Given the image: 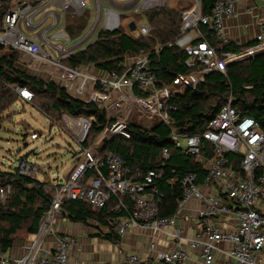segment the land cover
Masks as SVG:
<instances>
[{
    "label": "built area",
    "instance_id": "1",
    "mask_svg": "<svg viewBox=\"0 0 264 264\" xmlns=\"http://www.w3.org/2000/svg\"><path fill=\"white\" fill-rule=\"evenodd\" d=\"M251 1L217 0L212 12L203 14L201 0H178L180 24L174 40L158 43L153 52H127L120 71L93 64L72 68L65 62L103 34L121 32L136 40L154 37L148 15L172 8L171 0L13 2L0 25V47L15 56L18 69L53 82L72 100L94 106L105 120L102 130L95 132L99 122L93 115L68 111L57 118L45 115L80 147L82 156L65 179L55 180L50 208L38 232L21 244L19 253L14 247L0 251V264H81L80 257L73 256L83 248L81 237L58 228L67 217L69 202L84 203L94 213L107 210L103 218L87 221L97 238L116 236L121 244L132 230L147 234L151 257L126 255L127 264H264V132L254 118L233 106L232 95L202 132L178 134L172 129L173 147L192 158L205 175L201 180L198 173L183 174L182 198L171 216H162L166 194L159 185L165 164L142 172L107 150L116 140L130 141L133 129L151 133L162 124L172 128L177 98L212 74L226 75L231 64L264 56V27L251 45L225 50L233 44L225 21L238 19V5ZM245 13L252 9L247 7ZM85 16L87 26L72 37L68 17ZM165 46L183 52L188 69L168 83L159 81L152 70V54ZM14 91L18 102L30 104L35 97L26 87ZM170 156V149H164L163 161ZM13 173L38 180L41 169L22 160ZM167 182L169 187L174 184ZM11 192V186H0V205Z\"/></svg>",
    "mask_w": 264,
    "mask_h": 264
},
{
    "label": "trees",
    "instance_id": "2",
    "mask_svg": "<svg viewBox=\"0 0 264 264\" xmlns=\"http://www.w3.org/2000/svg\"><path fill=\"white\" fill-rule=\"evenodd\" d=\"M0 1L1 25L10 5L6 2L8 0ZM216 2L217 0H201L202 13L210 14ZM148 19L154 28V37L136 40L121 32L103 34L100 40L89 46L86 51L72 56L65 63L72 68L93 64L98 69L120 71V63L127 52H153L158 43L165 45L177 36L180 24L179 10L157 9L148 15ZM88 21V16L68 17L67 30L75 37L84 30ZM238 49L240 48L232 44L225 48L227 51ZM185 59L183 52L165 46L158 54H152V70L159 81L168 83L178 74L188 72L184 65ZM248 86L251 88H247ZM17 87L28 88L35 97L52 98L50 104L41 107L54 118L63 111L73 115H93L99 122V126H95V132L103 128L105 118L98 109L72 100L65 90L53 82L44 81L18 69L15 66V56L0 47V112L7 111L19 101L14 91ZM230 95L234 99L233 106L243 115L254 118L264 132V56L233 64L227 69L226 75L212 74L195 90H189L184 97L177 98L174 104L178 108L172 114V128L162 124L151 133L133 129L130 141L116 140L109 145L107 150L119 154L127 160L130 167L142 172L159 169L165 164L166 173L159 185L160 190L166 194L162 216H171L175 212L177 200L182 198L180 180L183 174L187 171L198 173L201 180L205 175L192 158L173 147L172 129L178 134L202 132L227 103ZM166 148L170 149L171 156L169 161L164 162L162 152ZM167 181L173 182V186L169 187ZM0 186L12 188L11 195L0 205V251L7 253L14 247L15 236L25 224L29 225V236L38 232L41 220L50 208L52 195L45 190L46 184L9 172L0 171ZM65 209L67 218L74 223L87 224L91 218H103L107 215V210L94 213L81 202H69ZM106 239L120 243L116 236H106Z\"/></svg>",
    "mask_w": 264,
    "mask_h": 264
},
{
    "label": "rangeland",
    "instance_id": "3",
    "mask_svg": "<svg viewBox=\"0 0 264 264\" xmlns=\"http://www.w3.org/2000/svg\"><path fill=\"white\" fill-rule=\"evenodd\" d=\"M16 1L6 2L11 6ZM177 1L171 0V6L176 8ZM119 9L122 13L129 7ZM52 100L48 96L35 97L30 104L17 102L0 112V171L13 173L20 161L28 160L40 167L38 180L46 184L51 195L55 180L65 179L82 156L80 147L45 116L41 106ZM28 226L18 231L15 245L28 240Z\"/></svg>",
    "mask_w": 264,
    "mask_h": 264
},
{
    "label": "crops",
    "instance_id": "4",
    "mask_svg": "<svg viewBox=\"0 0 264 264\" xmlns=\"http://www.w3.org/2000/svg\"><path fill=\"white\" fill-rule=\"evenodd\" d=\"M247 7L252 9L251 14L245 13ZM170 9L179 10L178 4L176 8ZM238 11L241 13L238 19L225 21L228 39L233 42L234 47L240 48L236 51L251 45L255 36L261 33L264 27V0H252L249 3L240 4ZM212 42L217 44L215 39H212ZM236 44L241 46H236ZM247 88H251V86ZM58 228L61 233H71L81 237L83 248L73 251L74 258L80 257L81 264H127L125 256L134 253L142 255L144 258L151 257V253L148 252L150 238L147 234L137 230H132L119 244L110 242L106 238H97L98 236L92 234V228L89 224L74 223L67 217H64V224H60ZM21 244L14 245V253H19Z\"/></svg>",
    "mask_w": 264,
    "mask_h": 264
},
{
    "label": "water",
    "instance_id": "5",
    "mask_svg": "<svg viewBox=\"0 0 264 264\" xmlns=\"http://www.w3.org/2000/svg\"><path fill=\"white\" fill-rule=\"evenodd\" d=\"M135 29V24L134 23H132L131 24V30H134ZM105 143L107 144L108 143V141H105Z\"/></svg>",
    "mask_w": 264,
    "mask_h": 264
}]
</instances>
